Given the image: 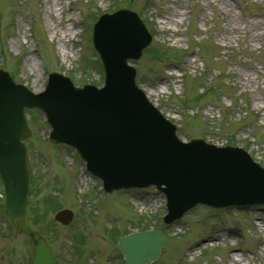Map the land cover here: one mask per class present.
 <instances>
[{
    "label": "rangeland",
    "instance_id": "374dc122",
    "mask_svg": "<svg viewBox=\"0 0 264 264\" xmlns=\"http://www.w3.org/2000/svg\"><path fill=\"white\" fill-rule=\"evenodd\" d=\"M117 7L135 11L153 35L130 62L179 136L237 145L264 167V0H0V66L35 92L52 71L75 85L102 84L90 32L99 14ZM26 116L28 195L38 221L31 228L51 244L56 264H122L111 229L154 227L158 217L166 240L152 264H264V204L196 205L167 225L160 192L103 193L72 147L48 142L43 114ZM59 208L73 210L68 225L55 221ZM32 255L29 236L4 217L0 182V264H32Z\"/></svg>",
    "mask_w": 264,
    "mask_h": 264
},
{
    "label": "water",
    "instance_id": "95a60500",
    "mask_svg": "<svg viewBox=\"0 0 264 264\" xmlns=\"http://www.w3.org/2000/svg\"><path fill=\"white\" fill-rule=\"evenodd\" d=\"M123 27L118 38L113 29ZM151 40L136 13L120 9L103 14L93 27L101 55L105 85L74 87L69 78L51 73L45 89L34 93L14 83L0 69V177L6 212L18 232L32 235L27 214L26 147L30 135L24 108L40 107L51 124L49 139L74 146L87 167L103 179L105 190L155 185L164 192L171 222L201 202L214 207L264 203V170L238 147H217L201 139L183 143L175 126L165 120L134 84L127 65ZM68 223L72 212L56 213ZM164 237L159 230L128 234L117 248L124 264H150ZM34 264H53L50 248L35 240Z\"/></svg>",
    "mask_w": 264,
    "mask_h": 264
},
{
    "label": "bare ground",
    "instance_id": "6f19581e",
    "mask_svg": "<svg viewBox=\"0 0 264 264\" xmlns=\"http://www.w3.org/2000/svg\"><path fill=\"white\" fill-rule=\"evenodd\" d=\"M248 24V22H246V25ZM234 28H238L239 25H233ZM68 28H65L64 30L66 31ZM114 35H116L118 38H122L124 36V33H126V29H124L123 27H117L114 28L113 30ZM59 37H61L59 35ZM66 35L62 36V39H65Z\"/></svg>",
    "mask_w": 264,
    "mask_h": 264
},
{
    "label": "trees",
    "instance_id": "16d2710c",
    "mask_svg": "<svg viewBox=\"0 0 264 264\" xmlns=\"http://www.w3.org/2000/svg\"><path fill=\"white\" fill-rule=\"evenodd\" d=\"M30 212H31L32 217H33V218H32L33 223H34V224L37 223V222H36L37 213L35 212V209H34V207L32 206L31 202H30Z\"/></svg>",
    "mask_w": 264,
    "mask_h": 264
}]
</instances>
